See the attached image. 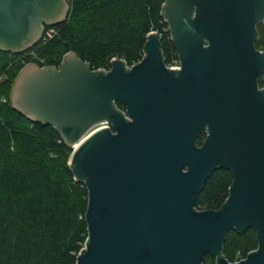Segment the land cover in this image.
Wrapping results in <instances>:
<instances>
[{"label":"water","instance_id":"water-1","mask_svg":"<svg viewBox=\"0 0 264 264\" xmlns=\"http://www.w3.org/2000/svg\"><path fill=\"white\" fill-rule=\"evenodd\" d=\"M69 11L68 0H0V50H29ZM161 15L179 68L154 31L131 69L114 58L93 70L69 52L60 69L30 63L14 81V109L63 136L88 187L90 240L77 264H264V0H165ZM219 169L234 176L228 199L198 210ZM250 229L258 250L224 258L227 233Z\"/></svg>","mask_w":264,"mask_h":264},{"label":"trees","instance_id":"trees-1","mask_svg":"<svg viewBox=\"0 0 264 264\" xmlns=\"http://www.w3.org/2000/svg\"><path fill=\"white\" fill-rule=\"evenodd\" d=\"M68 2L66 20L48 26L34 47L20 54L0 51V264H77L90 240L89 192L75 180L69 164L73 149L54 127L33 123L12 106V88L21 70L30 63L60 69L69 52L93 70H109L114 58L133 65L144 58L154 31L166 64L179 60L161 15L165 0ZM259 43L264 46L262 38ZM118 106L126 110L122 102ZM205 137L202 133L200 145ZM233 181L231 171L217 170L196 208L219 209ZM223 247L228 261L245 259L259 248L257 232L230 231ZM204 263L217 264V258L208 255Z\"/></svg>","mask_w":264,"mask_h":264},{"label":"flooded vegetation","instance_id":"flooded-vegetation-1","mask_svg":"<svg viewBox=\"0 0 264 264\" xmlns=\"http://www.w3.org/2000/svg\"><path fill=\"white\" fill-rule=\"evenodd\" d=\"M262 25H264V22L263 21L257 24V29H258V34L259 35H258L257 41L255 42V47H256V49L258 51H264V46H261V44L259 43V40L261 38V26ZM46 28H47V26H46ZM46 28H45V30H46ZM0 51H2V50H0ZM3 52H5V51H3ZM261 81H262V76H260V78L258 79V82H259V87L260 88H263L264 85L261 83ZM261 85H263V87H261Z\"/></svg>","mask_w":264,"mask_h":264},{"label":"built area","instance_id":"built-area-1","mask_svg":"<svg viewBox=\"0 0 264 264\" xmlns=\"http://www.w3.org/2000/svg\"><path fill=\"white\" fill-rule=\"evenodd\" d=\"M134 65H135V64H133V65H128V64H127V68H130V69H131ZM167 66H168L169 68H179V67L181 66L180 59H179V60H178V59L174 60L172 63L167 64ZM107 70H108V69H107Z\"/></svg>","mask_w":264,"mask_h":264},{"label":"rangeland","instance_id":"rangeland-1","mask_svg":"<svg viewBox=\"0 0 264 264\" xmlns=\"http://www.w3.org/2000/svg\"><path fill=\"white\" fill-rule=\"evenodd\" d=\"M261 38H262V40L264 42V27H261ZM261 87H263V85H261Z\"/></svg>","mask_w":264,"mask_h":264}]
</instances>
